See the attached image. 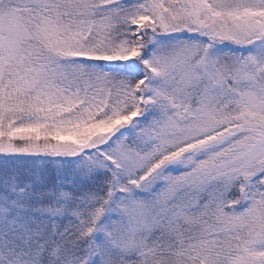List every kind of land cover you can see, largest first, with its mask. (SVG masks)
<instances>
[{
	"label": "snow or ice",
	"instance_id": "6c2138e0",
	"mask_svg": "<svg viewBox=\"0 0 264 264\" xmlns=\"http://www.w3.org/2000/svg\"><path fill=\"white\" fill-rule=\"evenodd\" d=\"M0 264H264V0H0Z\"/></svg>",
	"mask_w": 264,
	"mask_h": 264
}]
</instances>
